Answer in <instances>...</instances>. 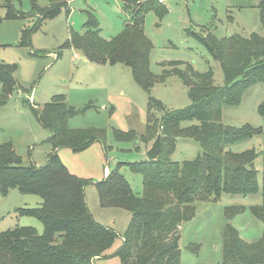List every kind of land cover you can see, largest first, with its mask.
I'll return each instance as SVG.
<instances>
[{"label": "trees", "instance_id": "16d2710c", "mask_svg": "<svg viewBox=\"0 0 264 264\" xmlns=\"http://www.w3.org/2000/svg\"><path fill=\"white\" fill-rule=\"evenodd\" d=\"M17 0H4V18L23 19L16 10ZM48 6L39 7L31 0L35 23L21 31L20 46H29L33 33L42 22L55 17L62 9L68 11L73 0H47ZM123 5L128 20L121 33L105 40L95 16L87 12L81 33L70 29L62 48H72L89 62L101 65L127 66L134 82L148 96V108L163 110L160 102L149 97L151 87L169 76L178 77L187 89L189 105L183 109L163 111L160 118L148 119L140 141L148 143L160 135L161 150L152 161L119 162L104 179L94 184L102 207L119 208L129 214L122 244L114 252L120 264H181L179 249L180 227L195 216V201H216L222 194L248 196L258 192L254 149L233 152L231 146L262 136L261 204L250 207L251 214L262 223L260 238L243 241L230 224L231 218L243 208L224 210L222 259L220 264L264 263V101L257 107L262 126L240 128L221 123L222 108L235 106L243 92L253 83L264 82V35L233 34L216 37L206 27L203 32L188 35L201 43L216 61L223 74V84H213L211 69L197 72L188 63H162V74L149 69L152 43L143 30V19L153 12L159 19L167 12L157 0H117ZM260 23L264 31V0L258 4ZM2 18H0V24ZM205 30V31H204ZM60 56L57 54L56 59ZM15 65L0 62V107L17 89L13 74ZM37 122L50 136L51 151L46 163L37 167L30 162L23 165L10 144L0 145V194L16 189L21 194L36 195L39 206L19 209L20 215L35 217L42 224L41 234L32 227H16L0 232V264H96L107 258L106 251L117 234L97 223L85 202L84 187L88 181L70 173L62 164L58 150L79 152L95 142L105 148V133L95 128L69 129L67 121L78 112L55 96L42 108H31ZM184 121H196L181 128ZM117 142L135 140L133 132L113 131ZM178 138L196 141L200 153L192 161L172 162L170 153ZM141 176L142 194H133L121 169ZM196 253L198 246H188Z\"/></svg>", "mask_w": 264, "mask_h": 264}, {"label": "rangeland", "instance_id": "374dc122", "mask_svg": "<svg viewBox=\"0 0 264 264\" xmlns=\"http://www.w3.org/2000/svg\"><path fill=\"white\" fill-rule=\"evenodd\" d=\"M39 7L48 6L47 0H34ZM256 0H164L167 12L159 19L148 12L143 19V30L152 43L149 69L155 75L162 74V63L179 61L190 64L197 72L208 69L213 73V84H223V74L207 49L188 35L201 34L206 27L216 37L233 34L249 36L264 35ZM4 0H0V62L15 65L13 77L17 89L0 107V145L10 144L21 158L23 165L30 162L43 166L51 151L47 139L50 136L36 120L31 108H42L53 97L62 96L64 102L78 113L67 121L69 129L95 128L105 133V148L100 142L79 152L58 150L59 158L68 171L88 181L84 197L93 219L104 227L111 228L117 237L107 258L96 264H120L114 252L122 244L129 214L119 208L102 207L95 189L96 183L105 177L119 162H135L146 159V151L152 142H141L148 119L160 118L163 111L179 110L189 105L187 89L176 76L154 84L149 97L163 106L148 108V96L134 82L130 69L122 64L101 65L89 62L72 48H62L69 37L70 29L81 33L86 13H92L100 27V36L109 40L122 32L128 20L123 5L117 0H73L68 11L62 9L55 17L42 22L30 38L29 46H20L21 31L35 23L31 13V0H17L16 10L26 17L8 20L4 18ZM205 31V30H204ZM204 33V32H203ZM60 56L56 59L57 54ZM76 55V57H75ZM1 94V84H0ZM264 101V82L251 84L235 106L222 108L221 123L225 126L252 128L262 126L257 107ZM184 121L181 128L196 124ZM133 132L135 140L117 142L113 131ZM233 152L254 149L258 154L254 161L259 190L254 195L238 196L222 194L216 201H195L194 218L180 227L179 249L181 264H220L222 259L224 210L240 207L242 212L231 218L230 224L247 242L257 241L263 225L250 212V207L261 204L262 136L243 141L230 147ZM200 153L199 144L187 138H178L170 153L172 162L192 161ZM121 172L136 196L142 194V179L128 169ZM36 195L21 194L11 189L0 194V232L16 227H32L38 234L43 227L38 219L20 215L21 208L39 206ZM188 246H198L196 253ZM264 264V263H263Z\"/></svg>", "mask_w": 264, "mask_h": 264}, {"label": "water", "instance_id": "95a60500", "mask_svg": "<svg viewBox=\"0 0 264 264\" xmlns=\"http://www.w3.org/2000/svg\"><path fill=\"white\" fill-rule=\"evenodd\" d=\"M160 150H161V140H160V135L157 134L150 148L146 151V160L152 161L156 159Z\"/></svg>", "mask_w": 264, "mask_h": 264}, {"label": "crops", "instance_id": "0c3cea01", "mask_svg": "<svg viewBox=\"0 0 264 264\" xmlns=\"http://www.w3.org/2000/svg\"><path fill=\"white\" fill-rule=\"evenodd\" d=\"M260 1H261V0H256V1H255V3L257 2V6H258V4H259ZM80 54H81V53H80ZM75 56H76V55H75ZM107 172H108V171L106 170V171H105V176L107 175Z\"/></svg>", "mask_w": 264, "mask_h": 264}, {"label": "built area", "instance_id": "2783aa9c", "mask_svg": "<svg viewBox=\"0 0 264 264\" xmlns=\"http://www.w3.org/2000/svg\"><path fill=\"white\" fill-rule=\"evenodd\" d=\"M158 1V3H160V4H163L164 3V0H157ZM76 57V56H75Z\"/></svg>", "mask_w": 264, "mask_h": 264}]
</instances>
